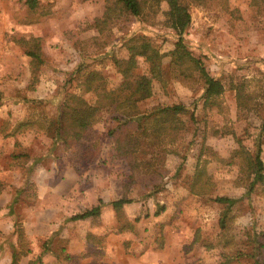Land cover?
I'll use <instances>...</instances> for the list:
<instances>
[{"label": "rangeland", "instance_id": "374dc122", "mask_svg": "<svg viewBox=\"0 0 264 264\" xmlns=\"http://www.w3.org/2000/svg\"><path fill=\"white\" fill-rule=\"evenodd\" d=\"M104 10L105 0H37L34 10L25 0H0V212L12 207L14 223L26 222L31 253L18 264H34L43 246L50 249L45 264H222L223 254L235 256L230 264H254L256 257L264 258V248L251 256L257 254L251 237L264 233V192L248 193L251 177L235 158L240 144L252 152L263 133L264 163L263 2L189 0L187 49L211 76L243 91L240 96L225 90L214 96L218 106L203 108L197 73L185 77L169 69L165 87L153 82L151 97L138 106L151 112L198 102L194 118L183 117L184 127L171 143L140 140L136 147L126 146L135 152L121 157L116 141L124 145L127 135L115 131L117 122L108 114L75 135L67 148L54 146L36 125L14 132L22 122L55 119L65 94L79 92V67L94 71L108 90L120 86L129 73L121 61L129 57L130 35L149 38L169 66L175 36L163 25L166 3L149 23L129 16L101 40L91 26ZM27 41L38 45L39 65L26 54ZM146 69L138 57L132 73ZM197 169L205 170L210 197L237 199L226 231L217 225L221 207L191 192ZM118 199L132 200L121 210L131 231L118 232L110 206L70 220L99 201ZM14 229L13 241L4 240L9 250L17 246ZM238 253L246 256L237 258ZM5 257L0 264H7Z\"/></svg>", "mask_w": 264, "mask_h": 264}, {"label": "trees", "instance_id": "16d2710c", "mask_svg": "<svg viewBox=\"0 0 264 264\" xmlns=\"http://www.w3.org/2000/svg\"><path fill=\"white\" fill-rule=\"evenodd\" d=\"M258 1L264 4V0H252L253 5L258 4ZM162 2L167 5L163 25L171 29L175 36V47L169 66L165 65L168 67L164 66V61L157 47L149 38L145 35H130L125 42L129 57L126 61H121L129 69V73L120 86L108 90L105 83L97 77L94 71H85V67H79L75 77L79 92L65 94L56 118L52 120L43 119L40 123L22 122L14 132H18L21 128L36 125L51 137L54 146L60 145L67 148L71 145L75 135L86 132L104 114H108L112 115L117 122L115 131L119 130L120 134L127 135L124 145L122 140L117 138L116 148L121 157L128 158L135 151L126 146L136 147L140 140L158 139L163 144L171 143L176 133L184 127L183 117L189 115L190 118H194L198 106L197 101L202 100L203 108H208L212 105L218 106L214 96L225 90H235L237 94L242 96L243 87L225 83L221 77L211 76L200 60L193 57L187 49L184 35L191 24L189 0H105V10L102 17L95 19L91 27L98 31L99 39H101L100 37L109 31L116 22L129 16L149 23L153 16L159 12ZM25 4L30 10H34L37 6V0H25ZM105 44V42H101L102 46ZM26 54L31 58L34 65L41 63L39 47L34 41L26 42ZM138 57L143 58L147 69L143 73L135 75L132 71L136 68ZM172 67L176 68L178 75L185 77L191 75L190 71L197 73L202 87L198 100L189 107L182 104H173L161 106L151 112H142L138 103L151 97L153 82L160 83L161 86L165 87L166 76ZM87 94L95 98L92 103L84 98V95ZM262 130H264V120L262 121ZM262 136L263 133L255 139V148L252 152L245 150L240 144V148L235 154V158L240 159V164H243L245 171L251 177L248 183V193L255 190V188H259L264 192ZM209 186L210 182L206 177L205 170L197 169L194 173L191 192L195 195L206 196L207 199L221 207V215L217 225L222 232L226 231L228 224L231 222L232 209L236 205L237 199L228 196L210 197L208 195ZM16 202L17 199H14L11 206ZM131 202L130 199H118L108 203L99 201L91 210H85L71 217L70 220H83L96 216L103 208L110 206L118 218V232L131 231L132 225L127 221L124 222L121 214L122 207ZM12 209V207L9 209V214ZM159 213L156 211L154 215ZM14 228L17 246L11 254L10 264H18L21 257L27 256L31 252L27 247L26 236L21 224L15 222ZM224 238L221 237V239ZM251 238L253 239L251 243L254 244L253 249L257 251V254L251 256L255 258L256 255H261L264 248V233L261 232L255 238ZM241 256L246 255L244 253L236 255L237 258ZM39 260L38 258L36 262H39ZM234 260H237L234 255L223 254L222 264H230ZM254 264H264V258L261 257L257 260L256 257Z\"/></svg>", "mask_w": 264, "mask_h": 264}, {"label": "crops", "instance_id": "0c3cea01", "mask_svg": "<svg viewBox=\"0 0 264 264\" xmlns=\"http://www.w3.org/2000/svg\"><path fill=\"white\" fill-rule=\"evenodd\" d=\"M12 215L9 214V211L7 210V208H6V210H3L0 212V252L4 251V253H2V254L4 256H6L5 258H6L7 264L11 263V254H12L13 249H14V248H11L9 250V248L7 247V245L4 242V240L7 238H10V241H13V239H14L13 236L10 235L12 232V229L14 227V220L12 218ZM24 224H26V222H23L21 225L23 227V230H24V226H25ZM29 224H34V222L29 221V223H27V225H29ZM24 233H25V231H24ZM49 251H50V249L47 246H43V252H42L43 254L39 258L40 259L39 262H36L37 258H38L37 257L33 263L34 264H45L44 262H46V259L49 257ZM2 254L0 253V259H1ZM25 257L26 256L21 257L20 261L24 260Z\"/></svg>", "mask_w": 264, "mask_h": 264}]
</instances>
